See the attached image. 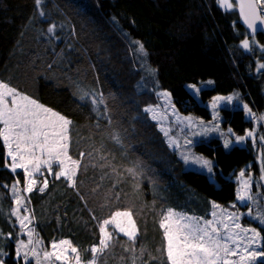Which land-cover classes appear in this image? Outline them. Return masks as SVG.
I'll use <instances>...</instances> for the list:
<instances>
[{
    "label": "trees",
    "instance_id": "trees-1",
    "mask_svg": "<svg viewBox=\"0 0 264 264\" xmlns=\"http://www.w3.org/2000/svg\"><path fill=\"white\" fill-rule=\"evenodd\" d=\"M247 37L264 44L218 0H0V80L70 118V155L81 161L74 180L53 176L26 195L48 242L69 238L89 260L101 224L131 209L137 237L122 236L105 264H171L162 224L168 207L208 215L212 200L236 201L235 177L248 165L256 177L258 150L203 138L196 149L215 160V180L182 161L173 166L175 153L148 110L169 90L181 113L211 119L186 86L195 83L203 101L234 94L261 116L264 68L257 62L264 50L244 49ZM221 110L234 134L255 127L264 136V122L257 128L244 108ZM163 160L166 166L155 168ZM25 180L23 170L9 169L0 133V196ZM0 217L9 225L1 209ZM7 249L6 264H22L14 239Z\"/></svg>",
    "mask_w": 264,
    "mask_h": 264
},
{
    "label": "rangeland",
    "instance_id": "rangeland-1",
    "mask_svg": "<svg viewBox=\"0 0 264 264\" xmlns=\"http://www.w3.org/2000/svg\"><path fill=\"white\" fill-rule=\"evenodd\" d=\"M257 1L264 13V0ZM218 2L225 9L237 12V0ZM241 45L251 52L257 48L264 50V44L256 38L247 37ZM257 63L259 69L264 68L260 58ZM186 86L211 109V119L181 113L169 90L158 92L157 102L150 104L148 110L158 122L168 149L175 153L170 161H174L173 166L182 161L185 169L205 172L215 180V160L199 152L196 143L203 138L220 137L228 149L252 144L258 150V171L255 177L250 165L241 169L235 177L236 201L225 204L212 200L208 215L171 207L165 210L162 224L169 261L171 264H258L264 259L261 229L264 227V136L257 137L255 127L243 135L234 134L225 128L221 108L226 104L244 108L246 117L257 128L259 122H264V113L260 116L234 94L216 95L203 101V88L199 84ZM70 126V118L0 80V133L7 149L8 166L12 171L23 170L26 177L24 184L15 182L8 193L2 192L0 196V209L9 223L5 227L0 217V264H6L9 239H14L16 258L22 264H105L106 252L122 236L136 239L138 227L131 209L119 210L101 224V242L93 247L89 260L82 258L81 251L69 238L48 242L34 225L26 200L28 192L36 186H45L53 176L74 180L80 170L81 161L72 158L69 151ZM258 139L260 144L256 142ZM165 163L158 161L155 168L166 166ZM8 232L11 234L7 235Z\"/></svg>",
    "mask_w": 264,
    "mask_h": 264
},
{
    "label": "water",
    "instance_id": "water-1",
    "mask_svg": "<svg viewBox=\"0 0 264 264\" xmlns=\"http://www.w3.org/2000/svg\"><path fill=\"white\" fill-rule=\"evenodd\" d=\"M237 15L249 35H264V15L257 0H237Z\"/></svg>",
    "mask_w": 264,
    "mask_h": 264
},
{
    "label": "flooded vegetation",
    "instance_id": "flooded-vegetation-1",
    "mask_svg": "<svg viewBox=\"0 0 264 264\" xmlns=\"http://www.w3.org/2000/svg\"><path fill=\"white\" fill-rule=\"evenodd\" d=\"M261 7V6H260ZM263 12V11H262ZM264 14V13H263ZM256 35H260V36H264L263 34H255V35H250V36H256Z\"/></svg>",
    "mask_w": 264,
    "mask_h": 264
}]
</instances>
